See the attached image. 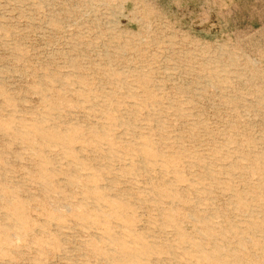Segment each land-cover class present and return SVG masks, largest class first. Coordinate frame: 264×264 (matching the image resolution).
Returning a JSON list of instances; mask_svg holds the SVG:
<instances>
[{"label": "rangeland", "instance_id": "obj_1", "mask_svg": "<svg viewBox=\"0 0 264 264\" xmlns=\"http://www.w3.org/2000/svg\"><path fill=\"white\" fill-rule=\"evenodd\" d=\"M0 264H264V0H0Z\"/></svg>", "mask_w": 264, "mask_h": 264}, {"label": "bare ground", "instance_id": "obj_2", "mask_svg": "<svg viewBox=\"0 0 264 264\" xmlns=\"http://www.w3.org/2000/svg\"><path fill=\"white\" fill-rule=\"evenodd\" d=\"M124 126V125H123ZM48 143V142H47ZM145 168V167H144ZM141 240V239H140ZM138 243V242H137ZM140 243H138V245H139Z\"/></svg>", "mask_w": 264, "mask_h": 264}]
</instances>
